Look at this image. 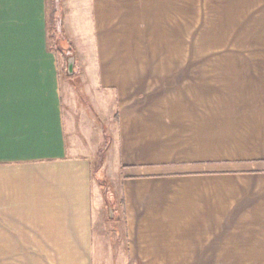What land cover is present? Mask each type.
Instances as JSON below:
<instances>
[{
	"label": "crops",
	"instance_id": "0c3cea01",
	"mask_svg": "<svg viewBox=\"0 0 264 264\" xmlns=\"http://www.w3.org/2000/svg\"><path fill=\"white\" fill-rule=\"evenodd\" d=\"M51 29L76 68L126 70L102 91L125 102L109 228L94 138L66 115L74 78L62 81ZM183 68L220 70L215 158L162 160L155 129L143 128L152 113L132 104L141 70ZM89 91L96 104L101 91ZM108 254L127 264H264V0H0V260L107 264Z\"/></svg>",
	"mask_w": 264,
	"mask_h": 264
},
{
	"label": "rangeland",
	"instance_id": "374dc122",
	"mask_svg": "<svg viewBox=\"0 0 264 264\" xmlns=\"http://www.w3.org/2000/svg\"><path fill=\"white\" fill-rule=\"evenodd\" d=\"M53 7L54 1H50L49 15L53 17L52 22L54 21ZM51 34L56 51L62 56L60 60L65 59L66 61L63 63L66 64V67L62 66L61 69L62 81L74 78L71 81L73 83H71V90L65 96L67 102L65 106L66 115L73 114V117H75L79 135H81L80 128H83L84 133L87 132L88 135H92L91 138H94L93 141H90L91 143H88V150L91 153L92 160L94 163L96 162L94 164L95 177L104 188L103 194L106 195L107 206L104 204L103 221L105 226L109 228L110 224H113L116 220L115 217H111L110 210L112 209L115 215L120 202L119 166L117 164L118 159H114L117 151L114 153L113 148L114 138L118 139L119 137L115 115L118 106L124 105L125 102L123 99L120 101L116 89H111L112 95L110 97L102 91L108 84L112 85L111 88H113V85L118 84L117 78L120 73L126 70L78 69L75 67L74 62L73 72L69 74L68 60L71 57L76 60V57L68 52V48L64 46L57 30L51 29ZM205 56L210 60L218 59V53H209ZM141 71L142 79L141 81L137 80V83L142 84L141 93L137 94L136 100H132V104L152 113V116L144 117L143 128L145 129V124H147L150 125L151 129H155L156 132L153 133L157 134L160 143H162L159 157L164 161H186L217 157L218 78H221L218 75L220 76V70L219 73L216 68ZM136 72V76L140 77V70H136ZM103 73H106L105 77L108 78V73L111 77L109 81L107 78L104 80V87L102 80H100ZM121 76L123 77L122 74ZM115 78L116 80H114ZM94 86L98 91H101L99 92V100L94 96L96 104H93V100L87 95V90L90 93L89 90H94ZM93 94L96 93L93 92ZM126 104H129V102ZM83 122L85 124L81 126ZM89 123L92 125L90 126ZM107 256L109 257L110 254ZM116 256L111 255L106 263L127 264L125 261H119ZM221 256L228 255L218 253V257ZM90 263L88 262V264ZM95 263L99 264V262ZM208 263L247 264V261L218 259L216 262ZM0 264H60V262L16 259L0 260ZM79 264L83 263L80 262Z\"/></svg>",
	"mask_w": 264,
	"mask_h": 264
},
{
	"label": "water",
	"instance_id": "95a60500",
	"mask_svg": "<svg viewBox=\"0 0 264 264\" xmlns=\"http://www.w3.org/2000/svg\"><path fill=\"white\" fill-rule=\"evenodd\" d=\"M74 62H75V58L74 57L69 58V60H68V71H69L68 73L69 74H72V72H73ZM110 212H111V217L113 218L114 217L113 210L111 209Z\"/></svg>",
	"mask_w": 264,
	"mask_h": 264
},
{
	"label": "trees",
	"instance_id": "16d2710c",
	"mask_svg": "<svg viewBox=\"0 0 264 264\" xmlns=\"http://www.w3.org/2000/svg\"><path fill=\"white\" fill-rule=\"evenodd\" d=\"M109 204V202H107Z\"/></svg>",
	"mask_w": 264,
	"mask_h": 264
}]
</instances>
